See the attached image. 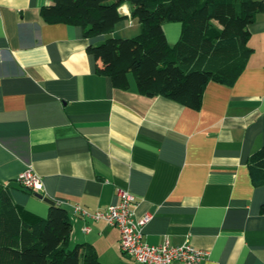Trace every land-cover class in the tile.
<instances>
[{
    "label": "crops",
    "instance_id": "obj_1",
    "mask_svg": "<svg viewBox=\"0 0 264 264\" xmlns=\"http://www.w3.org/2000/svg\"><path fill=\"white\" fill-rule=\"evenodd\" d=\"M51 2L0 0V184L13 202L41 217L51 205L65 210L70 244L101 264H139L121 253L116 228L73 213L103 210L124 189L134 218L150 217L146 244L191 245L207 252L200 264H264V186L253 187L247 166L264 146V11L248 27L252 54L237 81L209 82L190 109L139 94L131 76L129 90L113 88L86 53L109 36L44 23ZM119 13L126 19L110 36L138 35L131 6ZM180 29L163 25L169 45ZM28 168L38 191L17 182Z\"/></svg>",
    "mask_w": 264,
    "mask_h": 264
},
{
    "label": "trees",
    "instance_id": "obj_2",
    "mask_svg": "<svg viewBox=\"0 0 264 264\" xmlns=\"http://www.w3.org/2000/svg\"><path fill=\"white\" fill-rule=\"evenodd\" d=\"M124 4L140 31L111 37L126 19L119 13ZM262 11L264 4L254 0H52L39 14L47 24L81 27L85 38L109 36L86 53L99 61L96 73L110 78L113 88L129 90L131 76L145 97L198 109L209 82L232 86L247 66L248 27ZM166 23L180 24L174 45L166 40ZM247 166L253 187L264 186V146ZM70 235L65 210L51 205L46 217L38 216L14 203L0 184V264H101L89 246L71 245Z\"/></svg>",
    "mask_w": 264,
    "mask_h": 264
},
{
    "label": "built area",
    "instance_id": "obj_3",
    "mask_svg": "<svg viewBox=\"0 0 264 264\" xmlns=\"http://www.w3.org/2000/svg\"><path fill=\"white\" fill-rule=\"evenodd\" d=\"M17 182L23 190L29 192L38 191L42 186L41 178L30 168L18 175ZM116 197L117 203L103 210L89 213L79 206H74L73 213L81 218L103 222L116 228L121 253L139 264H200L207 257V252L188 244L176 247L167 242L158 246L146 244L142 238V229L150 217L134 218L135 197L129 191L118 189ZM84 230L89 231L88 228Z\"/></svg>",
    "mask_w": 264,
    "mask_h": 264
},
{
    "label": "rangeland",
    "instance_id": "obj_4",
    "mask_svg": "<svg viewBox=\"0 0 264 264\" xmlns=\"http://www.w3.org/2000/svg\"><path fill=\"white\" fill-rule=\"evenodd\" d=\"M133 22H134V24H138L136 20H133ZM179 25H180V24H179ZM132 37H135V36H129V37H127V36H126V37H121V36H119L118 38H132Z\"/></svg>",
    "mask_w": 264,
    "mask_h": 264
}]
</instances>
